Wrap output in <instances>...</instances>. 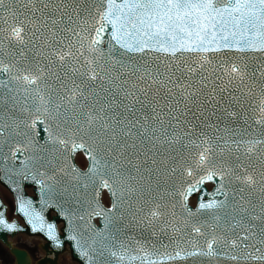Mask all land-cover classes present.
Listing matches in <instances>:
<instances>
[{
    "label": "snow or ice",
    "instance_id": "1",
    "mask_svg": "<svg viewBox=\"0 0 264 264\" xmlns=\"http://www.w3.org/2000/svg\"><path fill=\"white\" fill-rule=\"evenodd\" d=\"M29 180L83 264H264V0H0V183L62 249Z\"/></svg>",
    "mask_w": 264,
    "mask_h": 264
},
{
    "label": "water",
    "instance_id": "2",
    "mask_svg": "<svg viewBox=\"0 0 264 264\" xmlns=\"http://www.w3.org/2000/svg\"><path fill=\"white\" fill-rule=\"evenodd\" d=\"M46 128H48L50 130H54V126H53L52 122L44 120L43 118H41V120L37 122L35 130L33 132H30V135L33 136L36 144H38L40 146H44V147H50V145H46V143H45L48 140V132L45 131ZM79 154L80 153L77 154V157ZM77 157H76V160L74 161V163H76L78 167H81L77 161ZM22 161H23V154H18L17 164L19 165L20 163H22ZM177 179H179V178H177ZM0 185L4 186L2 183H0ZM217 186H218L217 182L210 181V182H207L205 185H203L199 191L192 192L188 198L189 207L195 209L200 198L203 197L205 200L208 199L209 195L215 191V188ZM21 188H22V193L25 196V198L33 200L34 206L37 208L38 211H42L43 215L48 220V222L54 223L57 226V229L60 233L61 239L64 241V248L57 249L54 246V244L50 240H48L44 234L33 233L31 231V225L28 224L27 219L22 214L18 213L16 210L15 214L18 218H14L12 221H15L18 223L19 231L13 233V232H8L7 230H4V229H0V241L3 242V244L5 246H7L11 250L12 254L15 256L16 261L14 264H33L32 259H31L30 255L27 251L15 248L12 245V243L9 241V236L15 237L19 233H25V234H28L31 236H40L46 241V243L42 246L43 250L46 253V256L44 258L40 259L36 264H59V257L67 251H70L73 260L77 261L79 264H83L82 258H78V257H75L73 255V253H72L73 244H72V242L68 241L66 238L67 237V232H66L67 219H66V217L60 214L59 209H54L51 207L42 208V206L39 204V200H40L39 185L36 184L35 182H33L31 180L24 181V182H22ZM28 189L32 190L33 196L31 194H29V192L27 191ZM105 194L107 195L108 200H109L107 190H105L101 194V198H102V203L105 206H107L103 201ZM13 196H14V194H13ZM218 198H222V197H218ZM14 200H15V198H14ZM0 205H2V207H0V210L5 211L6 217H7L8 206L4 203L1 196H0ZM109 206H110V202H109ZM65 207L69 208V210H75L74 208H72L69 205H65ZM15 208H16V205H15ZM19 218L23 221V224L20 222ZM92 224H94L96 227H102L101 218H99V217L95 218L92 221ZM129 234L135 236L136 239H139L142 241L147 240V241L151 242L152 244H156V245H160V244L169 242L167 237L160 235V234L153 236L150 233V231H148L147 229L131 230Z\"/></svg>",
    "mask_w": 264,
    "mask_h": 264
},
{
    "label": "bare ground",
    "instance_id": "3",
    "mask_svg": "<svg viewBox=\"0 0 264 264\" xmlns=\"http://www.w3.org/2000/svg\"><path fill=\"white\" fill-rule=\"evenodd\" d=\"M78 162L81 166H85L86 161L84 160L83 156H79ZM1 189V194L3 201L9 206V218L13 219L14 216V204H13V198L11 194L7 191L4 190L3 188ZM108 198L105 196V202L107 203ZM11 242L14 247L17 248H24L30 251V254H33L34 257L37 258H42L45 256V252L42 249L43 245V240L40 237H30L27 235H18L15 239H11ZM59 264H79L75 262L72 259L70 251L65 252L59 257Z\"/></svg>",
    "mask_w": 264,
    "mask_h": 264
},
{
    "label": "rangeland",
    "instance_id": "4",
    "mask_svg": "<svg viewBox=\"0 0 264 264\" xmlns=\"http://www.w3.org/2000/svg\"><path fill=\"white\" fill-rule=\"evenodd\" d=\"M0 257L5 264L11 262V257L9 256L8 252L3 251L2 247H0Z\"/></svg>",
    "mask_w": 264,
    "mask_h": 264
}]
</instances>
